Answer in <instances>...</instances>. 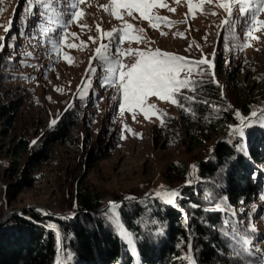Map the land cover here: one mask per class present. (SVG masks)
Here are the masks:
<instances>
[{"label": "rangeland", "instance_id": "1", "mask_svg": "<svg viewBox=\"0 0 264 264\" xmlns=\"http://www.w3.org/2000/svg\"><path fill=\"white\" fill-rule=\"evenodd\" d=\"M70 2L0 0V38H4L0 39V104L14 100L22 103L13 122L0 121V225L27 211L73 221L78 213H61L57 209L65 199L85 188L101 191L100 199L105 201L99 212L151 197L161 196L165 201L166 193L179 192L190 185L192 169L208 162L219 143L234 147L236 132L240 134L238 125L245 127L254 112L246 116L238 110L232 115V124H225L218 114L215 120L222 119L221 122L209 126L202 137L194 140L187 130L197 127L193 123L209 122L208 117H213L217 109L210 103L211 114L187 116L189 104L208 101V95L196 84L213 83L227 104L230 93L241 97L240 105L246 107H254L258 99L264 101L261 0H246L243 14L240 4L233 5L231 24L224 23L228 13L218 6L226 0H191V12L189 0H155L148 15L164 18L154 21L158 23L156 28L141 18L139 11L129 16L112 0H83L76 5V10L83 13L79 22L68 23ZM113 11L123 19L114 18ZM256 20L261 24L249 36L248 29ZM125 22L132 28H123ZM97 26L102 32L117 30L115 43L107 38L101 40ZM64 32L76 35L62 39ZM122 33L128 35L121 44ZM128 36H139L141 40L130 42ZM89 37L95 38V43ZM101 43L110 44V59L128 66L138 58L137 51L159 49L190 61L206 57L214 69L205 63L199 66L202 73L196 68L191 75L181 73L182 79L193 83L174 94L178 105L149 95L144 109L129 110L125 106L122 113V93L108 79L111 65L99 56L92 59ZM117 46L120 56L116 55ZM130 48L132 54H128ZM90 60L94 74L89 72ZM217 65H222L221 74L217 73ZM187 118V123L181 122ZM61 125L68 129L67 135L47 140ZM22 139L28 148L21 158H16L13 147ZM38 150H45L47 160L29 166L31 154ZM15 163L19 172L11 178L9 170ZM184 165L188 167L185 174ZM21 176L25 181L20 182ZM174 208L184 215L179 207ZM234 213L241 218L237 221L247 224L240 233L249 234V247H254L259 258L255 263H245L228 255L226 264H264V195L258 193L249 205L240 202L233 219ZM190 248V264H197L193 244Z\"/></svg>", "mask_w": 264, "mask_h": 264}, {"label": "trees", "instance_id": "2", "mask_svg": "<svg viewBox=\"0 0 264 264\" xmlns=\"http://www.w3.org/2000/svg\"><path fill=\"white\" fill-rule=\"evenodd\" d=\"M217 71L222 73V65H217ZM198 83L196 88L208 95V101L189 104L187 116L211 114L210 103L216 104L217 109L213 117H208L209 122L193 123L197 127L187 130V135H192L194 140L222 119L225 124L234 123L232 115L238 110L246 116L252 111H264L262 99L256 100L257 104L251 108L240 105L242 98L230 93V104H227L213 83ZM21 109L19 100L0 104V121L10 124ZM218 114L222 119L215 120ZM181 120L187 123L188 118ZM255 121L254 128L238 125L236 130L242 128V134L236 132L234 147L219 143L208 162L192 169V182L179 191L175 201L184 215L161 196L99 212L105 201L100 199L101 191L85 188L76 191L73 198L67 196L69 199L57 209L61 213H78L73 221L27 211L2 223L0 264H58V261L63 264H190L192 244L197 264H226L228 255L245 263L257 262L259 256L254 247H249L250 242L244 243L250 240L249 234L240 233L247 224L237 221L241 218L235 213L233 219L240 202L249 205L258 193L264 195V113L257 115ZM67 132L66 126H58L47 140L62 139ZM27 148V141L20 140L13 147L14 156L21 158ZM47 158L45 150H38L31 154L29 166L34 167ZM187 168L184 165L183 174ZM9 171L11 178L16 177L17 164ZM19 180L25 181L22 176Z\"/></svg>", "mask_w": 264, "mask_h": 264}, {"label": "snow or ice", "instance_id": "3", "mask_svg": "<svg viewBox=\"0 0 264 264\" xmlns=\"http://www.w3.org/2000/svg\"><path fill=\"white\" fill-rule=\"evenodd\" d=\"M82 2L83 0H71V2L67 5V7L71 9V11L68 12V16L70 17L68 23L79 22L83 13L76 10V5ZM154 2L155 0H112V3L115 4L116 8L123 9V11H125L129 16L132 15L133 11H139L141 18L147 19L149 25L156 28L158 27V23H155L154 21H163L164 18L148 15V11L153 6ZM237 3L241 5L240 12L243 14L245 11L243 5L246 3V0H226V2L219 3L218 6L224 9L229 16V19L224 21L225 24H231L232 7ZM261 4L264 5V0H261ZM161 6L163 7L164 5ZM170 10L175 11L174 9ZM191 10V0H189V11L191 12ZM112 15L116 19H123L122 15L117 11H113ZM260 24L261 22L256 20L253 26L248 29V35L250 36L253 30H258L256 29V25ZM122 27L128 29L132 28V26L126 22ZM9 29L10 25L8 28H5V31L7 32ZM97 31L101 32V40L107 38L110 43H115L113 38L117 30L114 29L113 31L102 32L99 26H97ZM140 31L142 32L143 30L141 29ZM69 35L75 37L76 34L64 32L62 39H66ZM126 35L128 34H121V44L124 42ZM161 35H164V33L162 32ZM89 39L95 43V38L89 37ZM128 39L130 42H140L141 37L128 36ZM68 46L75 47V45ZM2 47L3 45H0V48ZM132 52L133 50L131 48L128 49V54H132ZM95 53L96 56L92 59H96L97 56H99V58L111 65L108 69L111 76H109L108 79L111 80L113 85H118L122 93V101L120 103L122 113L125 106H127L129 110L134 108L144 109V102L149 95L159 97L161 100H168L169 102L178 105L179 101L173 98L174 94L178 93L181 89L187 88L193 83L189 79H182L181 73L187 72L188 75H191L193 68H196L198 72L202 73V69H200L199 66L204 65L205 63H208L209 67L214 69V64L207 61L206 57H202L199 61H190L184 57L172 55L167 52L160 51L159 49H156L155 51L149 50L146 52L137 51L135 54L138 58L131 66L125 65L119 60L110 59V44L101 43L100 46L95 49ZM116 55H122L119 46L116 47ZM89 72L93 74L95 73V69L91 67V60ZM148 107L154 108L155 106L149 105ZM144 115L146 119L149 118L147 111L144 112ZM236 115L239 117V113H236ZM256 116L257 113L253 112L251 117H249L247 126L250 127L253 123H256L254 119ZM133 117H135L134 112ZM237 131H240L242 134V128ZM179 195L180 193L176 191L168 192L165 195V202L172 203L173 206H175V201ZM244 243L248 244L249 241L245 240ZM58 264H60L59 261Z\"/></svg>", "mask_w": 264, "mask_h": 264}]
</instances>
